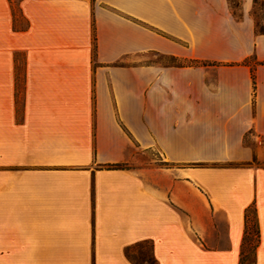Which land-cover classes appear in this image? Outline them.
I'll list each match as a JSON object with an SVG mask.
<instances>
[{"label":"crops","instance_id":"crops-1","mask_svg":"<svg viewBox=\"0 0 264 264\" xmlns=\"http://www.w3.org/2000/svg\"><path fill=\"white\" fill-rule=\"evenodd\" d=\"M252 8L0 0V264H133L143 248L155 264H240L252 207L264 264Z\"/></svg>","mask_w":264,"mask_h":264},{"label":"trees","instance_id":"trees-1","mask_svg":"<svg viewBox=\"0 0 264 264\" xmlns=\"http://www.w3.org/2000/svg\"><path fill=\"white\" fill-rule=\"evenodd\" d=\"M228 2H229V5H230V7L232 9L234 17L236 19H241L242 15H241V13L238 12L239 0H236L235 2H234V0H228ZM257 7H261V9L264 10V0H253V8H252V17H253L254 25H255V33H256V35H264V14L256 15L255 14V12H256L255 10L257 9ZM257 19L259 21H256ZM170 59L173 62L172 65H174V66H181V67H183V66H206L205 63L199 62V61H195V60L183 61V60H179V59H176V58H170ZM208 65H214V64H208ZM242 65H248L247 60L243 61ZM251 77H252V82H253V86H254V79H253L252 72H251ZM250 212L254 214L253 207L246 211V216H245V218H246V228H245V234H244V239H243V247L247 246L249 244V242L251 241V240H249V231H248L249 230V222L248 221H249ZM253 217H254V220H255V233H254V238H253L252 244H251L252 245L251 246L252 247V252H253V250L255 249L256 245L259 242V232H258V227H257L255 214H254ZM149 254H150V251H149ZM150 256H151V258L154 261V258L152 257L151 254H150ZM245 258H247V254L242 251V254H241V257H240V264H244ZM154 263H155V261H154ZM254 263H255V258L253 256V260H252L251 264H254Z\"/></svg>","mask_w":264,"mask_h":264},{"label":"rangeland","instance_id":"rangeland-1","mask_svg":"<svg viewBox=\"0 0 264 264\" xmlns=\"http://www.w3.org/2000/svg\"><path fill=\"white\" fill-rule=\"evenodd\" d=\"M236 0H234L235 2ZM16 5V2L15 4ZM16 9V6H14ZM255 14L256 15H261L264 14V10L261 9V7H257V9L255 10ZM16 15L18 16V12L16 13ZM18 26L19 27H23L24 26V22L22 21V19H18ZM256 21H259L258 19ZM150 61H160L161 63H165V64H172L173 62L171 61V59H162L159 57H153L152 55H150ZM16 60L19 62V65L17 66V85H18V89L21 90V73H22V55L21 54H17L16 55ZM248 65L250 67H253L255 64V60L254 58H249L247 60ZM208 83H212L214 84V75H210L209 79H208ZM246 143L247 144H251V140L250 139H246ZM262 165L261 167H264V162H261ZM249 240H251L249 242V244L245 247H243L242 251L244 253L247 254V258H245V262L244 264H251L252 260H253V253H252V240L254 238V233H255V221L253 219L252 214L249 216ZM132 259H133V264H155L153 259L151 258L150 254H149V250H147V248H143L141 251L140 249H138L133 255H132Z\"/></svg>","mask_w":264,"mask_h":264}]
</instances>
